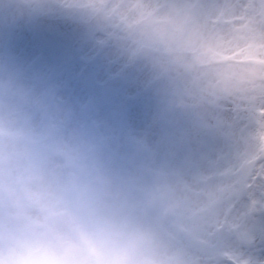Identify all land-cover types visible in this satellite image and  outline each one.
Returning <instances> with one entry per match:
<instances>
[{"label":"rangeland","instance_id":"rangeland-1","mask_svg":"<svg viewBox=\"0 0 264 264\" xmlns=\"http://www.w3.org/2000/svg\"><path fill=\"white\" fill-rule=\"evenodd\" d=\"M85 1L93 6L92 12L87 15H76L71 11L66 14H55L56 11L51 10L52 5L49 2L46 3L47 10L43 9L42 6L31 12L32 9L26 7L24 12H22L25 23L21 22L24 34L22 31L18 34L14 33L10 41L6 36L7 29L2 27V31H0V167L6 168V173L18 174V176L30 174L29 176H31L28 166L30 164L32 167L44 166L43 160L46 158L47 152L57 155L55 160L58 162L70 157V149L75 144L76 139L74 141L71 139L68 142H60L63 131L62 134L58 132L53 133L54 137L50 136L40 119L46 108L47 98L53 94L51 91L53 84L61 81L66 85L64 90L60 92L58 97L56 95L54 99V101L56 100V107L59 101L64 99L63 96H66L68 91L72 92L76 88H81L82 94L77 96L75 101L68 100L69 105L74 106L73 109L77 106H85L87 101L91 102L93 100V109L90 110L91 113L89 111L92 118L90 119V126L86 127L87 131L95 130L94 119L97 113L101 114L109 108H114L120 97L118 95L117 99L107 107H99L93 99L90 83L79 77L80 69L88 60L92 61V58H88V55L95 48L94 43H92L93 45L91 44L92 47L89 49V54L81 55V62L77 66L66 68L56 56L43 49L33 35V22L42 13H50L51 17L55 18L66 16L74 20H89L97 10H104L109 15V23L113 22V14L108 10L107 6H99L97 0L95 4L94 0ZM167 1L171 6L175 4V0ZM176 1L184 2V0L183 2L181 0ZM230 1L224 0L222 6ZM72 2H68V4L71 5ZM154 2L157 4L159 0H154ZM185 2L187 1L185 0ZM214 2L207 11L209 13L205 15L204 20L199 18L195 4L193 3L191 6V15L195 16L196 20H202L200 32L194 33L190 37L185 34L183 40L178 39V35L175 34L177 33L179 20L183 17L185 9H187V5H185V9L174 17L176 20L174 30L162 35L159 40H152V45L157 46L156 52L162 54L160 63L164 64V69L162 71L157 69V71H161L160 73L163 77L168 75L170 69L167 67L166 61L169 60L172 52H177L174 56L181 57L183 55L184 62H186L188 67L184 76L188 74L189 76L185 77L184 81L188 88L189 97L201 96L203 92L209 96L206 99L209 106L205 105L204 107L209 115H203L208 119V129L211 131L214 140L206 139L205 141V137L203 135L200 136L204 149H198L197 141H200L198 139H192L188 144L177 145L173 143V140L168 142L156 138L154 141L161 145L155 146L151 143V136L149 137L148 134L153 129L160 133L164 128L156 123L154 114L149 115L147 118L144 117L142 119L145 120L142 129L146 131L138 130L136 134L133 131L134 134L132 133L133 135L130 138L118 139L112 143L113 149L119 157L120 165L127 171L125 173L126 177L119 175L122 180L128 181L131 175L132 177L134 176L135 172L131 170L138 163L147 165L148 169L160 172L161 176L159 178H150L151 182L148 180L145 184H142L133 199L136 202L135 207H125L123 204L124 187L120 188L116 183H109V189H105V192L109 190V195L115 199V203L110 206L104 216L102 215L104 211L98 215L99 211H96V206L90 201L93 193L96 191L100 193L101 190L89 185L87 178L90 177V169L97 164V155L90 162L88 158L89 152L95 154V150L86 148L84 150L85 161L76 162V166L70 170L76 176L77 189L75 187H64L62 189L66 190L59 193L60 190L58 191L59 188L56 181L51 183V185L43 182L42 186L40 185V194L37 197L35 195L31 197L35 199V204L43 207L34 216L28 213L27 209L0 208V243L16 253L31 247L28 254L14 256L13 264H22L37 249L43 232L47 231L48 226H50L47 218L50 213L55 211L54 203L61 195L64 197V202L60 205L62 206L61 208L74 212L85 221L89 239L88 255L92 264H136L144 256L149 258L151 264L158 262L159 264H166L165 262L168 264H214L220 261L226 264H251L249 261L250 257L254 258L256 264H264V242L262 243L261 251L254 255L253 252L248 251L242 253V245L235 242L239 238L245 241H253V244L254 241L259 242L260 237L257 233L244 234L242 231L238 233L244 225L262 228V233L260 232V234L264 235V191L261 194H256L257 185L251 188L250 184H248V179L253 173L259 176L264 175V139H246V142L243 140L245 131L248 128L255 131L256 121L264 116V104L256 100V85L249 86L248 84L242 88V86L236 84V91H233V87L230 86V79L225 78L229 74L227 71L217 72L218 74H216L214 70L217 69L202 71V69L196 68L198 64L204 63L206 58L216 60L227 55L228 52L231 53V50H237L235 48H237L238 43H231L230 39L229 43L224 44L223 40L232 35L235 27L234 20L237 18L238 13L240 14V11L237 6H231L230 4L229 15H225L221 21H216V24L212 23L208 19L215 14L217 7L219 8V6L214 5ZM157 9L158 12L156 14H160L162 9H159L158 6ZM27 18H32L33 21L31 20V23L28 24ZM141 21H145V24L139 30H135L136 25ZM191 23L189 22V24ZM148 24L150 22L143 14L133 16L130 24V32L132 34L130 40L135 41L134 46L133 44L130 46V43L123 50H120L122 59L119 67L114 66L113 68L105 69L107 66L106 59L115 52L111 45L116 40L119 41L117 32H106L97 39L106 41L109 44L108 49L99 57L98 62L93 67L97 83H103L120 75H127L130 79L132 71L137 66L130 72H124L121 66L122 63H128L126 57L129 50L136 49V45L139 43L149 44L150 41L144 37V31L148 28ZM214 24L216 26H213ZM211 26L212 31H210ZM193 27V30H195L194 22ZM245 32L249 34L247 30ZM22 36L25 37L22 38ZM107 36L112 38L109 40ZM219 40H221L222 44L219 43ZM245 40H247V37H245ZM168 50H171V53L167 52ZM202 50L204 52L201 55ZM43 52L47 54L53 63L58 78H52L49 81L46 79V69H43ZM253 55L255 58L259 57L257 56L259 54L252 53L251 56ZM153 56L155 57V55ZM190 70H195L196 74L191 73ZM208 86L210 90L207 89L205 91L204 88ZM130 87V83L127 84L124 88L125 90H122L123 93L131 90ZM249 88L251 90H248ZM243 91L247 93L245 94L247 100L242 105L236 99L239 98L238 93ZM146 93H142L140 97H143ZM263 94L264 90L258 91V95L261 96ZM213 96L216 97L213 99ZM234 104L236 108L238 106V109H242L243 114L232 106ZM150 105H153V103ZM56 107L48 112L51 125L56 114L59 119L63 116L59 108ZM210 107L216 110H211ZM128 109L129 107L118 109L117 115L119 117L126 116ZM243 109L246 110L244 111ZM34 113L35 117L32 119L31 116ZM221 117H228L235 126H226L222 129L220 126H215L214 123H211L212 118ZM237 117L239 120L235 121L234 119ZM65 124L66 122L64 121L63 125ZM191 124L192 122L187 123V129L193 132ZM55 125L54 129L56 130L61 126L56 123ZM73 135L72 133L70 136L72 137ZM42 139L44 140V145L42 143V146H36V142ZM128 142L138 149V154L131 161H126L125 146ZM194 152H196V155H194ZM215 174L221 175L218 182L210 180ZM154 179L156 184L160 185L161 192H151ZM36 182L37 180L35 179L32 184ZM15 183H17V180ZM182 186H188L193 192L191 193L193 196L197 192L199 195L195 197L188 196L187 200H185L181 193ZM164 192L166 198L163 197ZM242 197L247 199V201L236 207L238 211L227 218L225 210L232 209L234 203ZM28 199L31 201L30 197ZM9 201L11 202V200ZM152 209L163 210V213L158 216V221L168 233L174 234L179 231L187 234V241L192 248L190 253L178 254V257L172 260L163 259L170 255L163 252L165 250L168 251V248L160 243L161 241L157 242L154 237L157 233L153 232L150 224L147 223L145 228L135 224V221L139 223V216L146 213L152 215ZM194 209H215L218 211L215 220L211 223V227L217 225L215 233L212 232L211 224L203 230H195L194 225L191 223L196 220L191 221L188 218V215ZM248 209L250 210L249 212ZM10 213L18 215L21 220L30 221L31 224L36 223V221H42V225L35 228L32 234L27 233L25 229L15 223V220H7V215ZM243 214L244 217L240 219ZM196 219L198 220V218ZM235 223L242 227L238 230L230 231V228ZM120 232L130 235L132 245L127 242L128 234L120 237ZM262 241L264 240L262 239L259 243ZM152 243L157 247L155 253L151 249ZM133 245L138 246L136 250L132 247ZM162 247L164 250L161 249ZM197 250L203 252L202 256H196Z\"/></svg>","mask_w":264,"mask_h":264},{"label":"bare ground","instance_id":"bare-ground-1","mask_svg":"<svg viewBox=\"0 0 264 264\" xmlns=\"http://www.w3.org/2000/svg\"><path fill=\"white\" fill-rule=\"evenodd\" d=\"M181 1L183 2V0ZM217 1L218 0H215L214 2L215 6L216 4L220 5V3H216ZM47 2L51 3V10L56 11L55 14H66L71 11L76 15H87L88 13L90 14L93 10V6L89 5L85 0H74L73 2L72 0H0V31H2V27L6 28L7 34L9 35L8 39L10 41L12 38V34L21 33V31L24 34L25 32L22 30L21 26V22L25 23L22 13L24 12V9L26 7H30L32 9L31 12H33L35 11V9H37V7L43 6V9L47 10ZM68 2H72V4L69 5ZM231 3L232 1L224 4V8L227 10ZM103 4L108 5L110 12L113 13V22L106 26L104 31H115L119 35V41L116 40L111 45L115 52L108 59H106L105 62L107 66L105 67V69L113 68L114 66L119 67L120 61L122 59L120 50H123L124 47H127L128 44L131 43V46L132 43H134V41L130 40L132 36L130 32V24L133 16L143 14L144 16L148 17V21L150 22V24H148V28L144 31V37L150 42L144 49H142V51H140L139 55L136 58V64H139L135 69V72H132L131 74L133 75L130 87L131 90H127L126 92L121 94L114 108L108 109L101 114L97 113V117L94 120L95 130L93 131L85 130V127L89 124L87 121L84 122L83 120L84 116H86L87 114V111L86 113L80 115V108L78 107L73 109L74 106H70L68 102V100L75 101V99H77V96H81V88H76L72 92H68L66 96H63L64 99L60 102L59 111L62 115L64 114L65 116L62 117L61 120L56 114L53 117L52 125L47 122V119L46 122L47 128L50 131V135H52L53 132H60V134H62L63 131L60 142H68L71 139L72 141H74L76 139L74 144L75 146L73 145L70 149V157L65 158L64 162L61 163L62 161L55 162L57 156L51 154L43 160V163H45L44 167L43 165L32 167V165L30 164L28 167L29 169L31 168V176H18V174H9L6 173V168L0 167V208L2 209H4L5 207L7 209H27L28 213L34 216L39 211V209H42L43 207L35 204V199L31 198L33 197L32 195H35L37 197L40 194V185L42 186L43 182L51 185V183H54L55 181L56 184L58 183V180L63 181L64 175H66L64 172L65 167L70 166L73 161L83 160L84 150L88 146H96L94 148L97 150V167L90 172L92 174L91 180L94 182L91 185L94 186L97 190L101 191L100 193L98 191L93 193L91 197L93 199L90 198V201L98 207V215L104 211V214H102L104 216L108 209H110V206L115 203V199L109 195V190L105 192V189H109L108 184H112L114 181L125 188V192L123 194L124 198H122V202L125 207H135L136 202L133 200V195L138 192L140 187H142V184H145V182L150 178H159V174L156 170L148 169L147 165L145 164L143 165L136 163V166L133 168V170H131L132 172H135L134 176L132 177L131 175L128 181L122 180L119 174L125 176V173L127 171L123 166L120 165L118 160L119 157L113 149L112 143L115 142L117 137L129 138L134 133L136 134V131L138 130L146 131L142 129L145 121L142 119L144 117H149V115L151 114L155 115L154 120L156 121V123L162 125V127L164 128V130L160 133L156 132V129L150 130L148 136H151V143L155 146L161 145L160 143L154 141L156 138L163 139L168 142L173 140V143L177 145L188 144L192 139H198L202 142V140L199 138L202 135L205 137V141L206 139L214 140L211 135V131L208 129V119L203 115L208 114L203 106V100L200 97H188V88L185 84L184 79L185 77H188L189 74L184 76V74L188 70L187 64L186 62H184V56L182 55L181 57H176L174 55L177 52L171 53V50H168L171 55L169 56L168 67L170 69L167 77L161 78L158 75L157 71V69L162 70L164 68V64H159L162 54L156 52L157 46L152 45V40H159L161 39L162 35L171 32V30H174L176 25V20L174 19V17L180 14L181 11L185 9L184 2L181 3L180 1L175 0V4L171 6V4L167 0H159L157 4L154 2V0H104ZM157 6L159 9H162V12L160 14H156L158 12ZM206 7L207 5H204L203 9H206ZM253 23L254 22L252 21V19H250L247 26L248 33L253 34L254 28L257 31L258 35L259 30L253 26ZM196 24V31L193 30L189 37L194 33L196 34L200 32L202 20H199ZM251 24L252 27H250ZM237 30L242 36L245 35L246 37H248L239 26H237ZM242 32L244 35L242 34ZM23 37L25 36H22V38ZM183 37H180L178 35V39L180 40H183ZM256 41L257 38L255 37V42ZM219 43L222 44L220 41ZM85 50L86 52H88L89 47H86ZM153 55H155V57ZM229 67L232 68L233 66ZM43 69H46L45 77H47L48 79H52L56 76V72L50 63L49 58L44 53ZM231 71L234 75H232L230 78V80L232 79L230 82V86H232V84L237 80L245 78L244 75L237 73L235 69H231ZM190 72L196 74L195 70H190ZM256 75H258V73H254L251 71L248 74V76H250V79H252V77ZM255 82V80L251 81V83ZM143 88L147 90V93L143 97H140L142 93H145V91L142 90ZM62 89L63 85H61L58 90H56V92H59ZM152 103L153 105H150ZM146 104H149L150 106H146ZM92 107L93 102H90L88 106L89 111L93 109ZM122 107H129L128 113L125 117H118L117 110ZM64 121L66 122L65 125H63ZM188 122H192L191 126L193 132H190L187 129ZM55 123L61 125L57 130L54 129V126L56 127ZM211 123H214L215 126H220L222 129H224L226 126H235L228 117L212 118ZM133 131L135 132L133 133ZM255 131L248 128V130L245 131L243 140L246 142V139H264V116L260 120L256 121ZM72 133L74 135L71 137L70 135ZM246 135L248 136L246 137ZM200 141H197V143H200ZM194 155H196V152H194ZM35 179H37V182L35 184H32ZM16 180L17 183H15ZM135 181L136 185L134 186ZM248 181L252 183V186L257 185L256 194H261L264 191V175H253L248 179ZM181 191L182 196L185 200H187L188 196L195 197L191 194L193 192L189 189L188 186H182ZM151 192H161V187L160 185L156 184L155 179L153 180ZM29 197L31 201H29ZM163 197L166 198L165 192L163 194ZM9 200H11V202ZM252 206H254V204H252ZM258 207H260V205H258ZM234 211L236 210H233L230 215H232ZM249 211L250 210L248 209V212ZM217 213L218 211L215 209H198L197 212L193 210L191 212L190 220L196 221L192 222L191 224L194 225L196 231L203 230L205 229V227H209V225L215 220ZM158 214L159 209H152V215L146 213L139 216L141 222L139 221L138 223V221H135V224H138L137 226L145 228L146 224L149 222L153 232H158L161 235H154L157 242L165 239V241H162L160 243L170 248L168 249L167 253H182V255L190 253L191 248L185 242L184 235H171L166 230L161 229L160 224L155 219V216ZM243 217L244 214L242 215V217H240V219H242ZM14 218L15 223L21 226L22 229H26L27 233L32 234L33 226L28 220H21L19 219V217H14L11 214L7 215V220H12ZM196 218H198V220ZM211 226L212 224L210 225V227ZM241 227H239V224L235 223L230 228V231L238 230ZM261 230L262 228H253L244 225L238 233H240V231L244 232V234L253 232L257 233L260 237V242L262 239L264 240V235L260 234ZM123 235L124 232L120 234V237H123ZM127 242L132 245V240L129 234ZM235 242H238L240 243L239 245H242V253L248 251L253 252L254 255L261 251V247L263 246L262 243L264 241H262L261 243L254 241L253 244V241H245L244 239L239 238L238 241ZM158 245L160 244L158 243ZM132 247L134 248V250H136L138 246L133 245ZM151 249L153 253H155V251L157 250V247L154 243L151 244ZM161 249L163 250V247ZM30 250L31 247H27L25 248V250H21L19 253H16L4 247L0 243V264H13L14 256L26 255L28 254V252H30ZM164 252H166V250ZM202 253L203 252H201L200 250H197L196 256H202ZM249 261L251 262V264H256V261H254V258L252 257H250ZM145 263V260H141L136 264Z\"/></svg>","mask_w":264,"mask_h":264},{"label":"water","instance_id":"water-1","mask_svg":"<svg viewBox=\"0 0 264 264\" xmlns=\"http://www.w3.org/2000/svg\"><path fill=\"white\" fill-rule=\"evenodd\" d=\"M99 25L92 30L90 36L98 33ZM39 35L45 44L65 55V50L74 38L79 40L75 49V55L78 48L84 44L85 39L80 34L69 35L60 34L56 38L48 30V22L44 18L39 20ZM55 228L50 237L45 240L42 251L36 252L27 264H87L84 260V231L81 223L70 217L62 216L54 221ZM77 252V255L74 253Z\"/></svg>","mask_w":264,"mask_h":264}]
</instances>
